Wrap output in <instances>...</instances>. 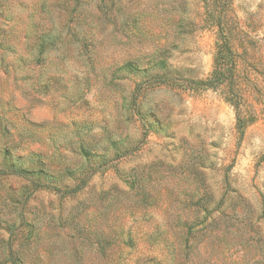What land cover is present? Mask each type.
I'll list each match as a JSON object with an SVG mask.
<instances>
[{"label": "rangeland", "instance_id": "obj_1", "mask_svg": "<svg viewBox=\"0 0 264 264\" xmlns=\"http://www.w3.org/2000/svg\"><path fill=\"white\" fill-rule=\"evenodd\" d=\"M204 1L0 0V264H264V0L238 89Z\"/></svg>", "mask_w": 264, "mask_h": 264}, {"label": "trees", "instance_id": "obj_2", "mask_svg": "<svg viewBox=\"0 0 264 264\" xmlns=\"http://www.w3.org/2000/svg\"><path fill=\"white\" fill-rule=\"evenodd\" d=\"M229 1L230 0L204 1L207 10L210 11L209 15H211L210 17L213 19L212 23L217 27V39L213 56V70L206 80L192 82L194 85L208 89H216L223 85H235V88H239L238 77L236 75L238 54L231 43V37L238 31L236 27L233 26L232 22L230 24L223 22H230V17L224 20V15H227ZM212 12L215 13V16ZM155 79H161L160 83H168V80H165L168 79L167 77ZM239 93L240 92L236 90L229 98H226V102L235 109L237 129L239 134L242 135L245 125L254 118H248L242 115L241 103L243 102V98Z\"/></svg>", "mask_w": 264, "mask_h": 264}]
</instances>
